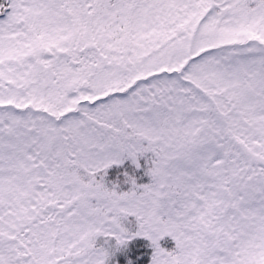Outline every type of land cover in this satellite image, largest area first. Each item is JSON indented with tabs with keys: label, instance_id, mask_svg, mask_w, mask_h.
Returning <instances> with one entry per match:
<instances>
[{
	"label": "snow or ice",
	"instance_id": "obj_1",
	"mask_svg": "<svg viewBox=\"0 0 264 264\" xmlns=\"http://www.w3.org/2000/svg\"><path fill=\"white\" fill-rule=\"evenodd\" d=\"M0 264H264V0H0Z\"/></svg>",
	"mask_w": 264,
	"mask_h": 264
}]
</instances>
